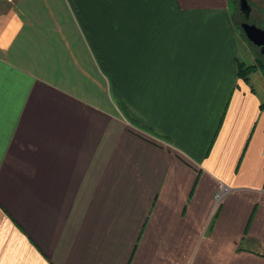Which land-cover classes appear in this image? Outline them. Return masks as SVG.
<instances>
[{"label": "crops", "instance_id": "obj_1", "mask_svg": "<svg viewBox=\"0 0 264 264\" xmlns=\"http://www.w3.org/2000/svg\"><path fill=\"white\" fill-rule=\"evenodd\" d=\"M229 7L0 0V264H264V101Z\"/></svg>", "mask_w": 264, "mask_h": 264}, {"label": "rangeland", "instance_id": "obj_2", "mask_svg": "<svg viewBox=\"0 0 264 264\" xmlns=\"http://www.w3.org/2000/svg\"><path fill=\"white\" fill-rule=\"evenodd\" d=\"M229 2V12L232 13L235 19L231 0H229ZM237 32L239 33L241 39L238 60L243 66H245V68H247L253 64V57L239 27H237ZM92 60V57L90 56L89 60L88 55L86 54V93L88 96L92 97V102H95L96 104L100 102L102 106L107 105L110 107L114 102V87L110 84L107 78H103L102 75L99 74L97 71V64ZM248 85L252 87L257 95L264 101V75L259 71L253 72L249 76ZM105 90L106 94H104Z\"/></svg>", "mask_w": 264, "mask_h": 264}, {"label": "flooded vegetation", "instance_id": "obj_3", "mask_svg": "<svg viewBox=\"0 0 264 264\" xmlns=\"http://www.w3.org/2000/svg\"><path fill=\"white\" fill-rule=\"evenodd\" d=\"M231 4L235 24L240 28L253 57V64L250 66L257 67L256 72L259 71L264 75V0H231ZM244 24L261 32L260 35H255V41L259 45L248 38L242 27Z\"/></svg>", "mask_w": 264, "mask_h": 264}, {"label": "trees", "instance_id": "obj_4", "mask_svg": "<svg viewBox=\"0 0 264 264\" xmlns=\"http://www.w3.org/2000/svg\"><path fill=\"white\" fill-rule=\"evenodd\" d=\"M255 66H248L245 68L240 62H238V71H239V76L244 79L246 82L249 81V76L256 71Z\"/></svg>", "mask_w": 264, "mask_h": 264}, {"label": "water", "instance_id": "obj_5", "mask_svg": "<svg viewBox=\"0 0 264 264\" xmlns=\"http://www.w3.org/2000/svg\"><path fill=\"white\" fill-rule=\"evenodd\" d=\"M242 27L245 29L244 31L247 34L248 38L251 41H254L256 45H259V43L255 41L256 40L255 35H260L261 32H259L258 30H256L253 27H248L245 24Z\"/></svg>", "mask_w": 264, "mask_h": 264}, {"label": "built area", "instance_id": "obj_6", "mask_svg": "<svg viewBox=\"0 0 264 264\" xmlns=\"http://www.w3.org/2000/svg\"><path fill=\"white\" fill-rule=\"evenodd\" d=\"M262 157L264 158V150H263V152H262ZM223 193H224V190L221 192V193H219L218 195H217V200L219 201L220 200V198L222 197V195H223Z\"/></svg>", "mask_w": 264, "mask_h": 264}]
</instances>
